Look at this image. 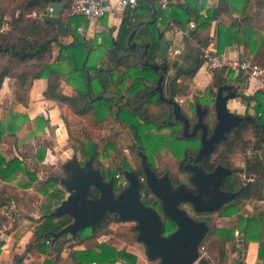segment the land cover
Instances as JSON below:
<instances>
[{"label":"trees","instance_id":"16d2710c","mask_svg":"<svg viewBox=\"0 0 264 264\" xmlns=\"http://www.w3.org/2000/svg\"><path fill=\"white\" fill-rule=\"evenodd\" d=\"M53 1L55 0H19L13 8L8 10V21H4L6 9L0 1V89L5 78L12 79L15 102L25 106L32 82L36 79L44 80L42 97L44 100L55 102L61 109L59 116L66 127L67 140L71 143L70 148L79 151L83 158L80 164L90 159L91 165L102 173L97 157L101 149L106 146L111 149L117 148L116 132L122 130L132 137L131 144L127 147L129 152L139 147L151 167H157L159 173L166 171L167 175L173 178L174 183H178L181 170L176 165L177 160L181 158L185 148L197 149L198 140L197 138H179L177 122L157 124L170 116L157 99L156 93L147 92L154 85L158 74L137 61H132L137 50L130 49L126 39L133 29L134 22L147 14L149 3L153 4L155 13L152 21L145 25L151 34L149 59L153 57L152 53L158 42L155 27L164 29L171 26L186 29L187 34L183 36V39L187 41L191 50L198 53L195 68L185 75L186 79H190L201 65L200 47L208 48L217 55H220L226 47L233 45L239 46L243 54L250 53L256 47L255 42L251 41L253 30L247 28L253 20L252 17L245 15L242 17V22L239 17L244 12L247 0H238L235 7H232L227 0H216L213 4H209L208 0H170L165 11L157 9L156 0H137L133 8H124L125 15L122 16L116 28L114 38L100 32L88 39L81 34V29H86L88 20L82 16H71L67 13L72 0H64L60 14V19L66 27L64 36H58L55 33L54 26L47 21V17L40 19L39 16L45 13L43 5ZM32 11L38 16L35 18L28 16ZM228 15H232L233 18L226 23L224 18H228ZM213 21L216 23V29L214 40L211 41L208 32ZM189 22L193 23L191 29H187ZM4 24L5 30L2 29ZM64 38L69 40L65 42ZM258 52L259 49L254 51L252 58L241 56L264 67L253 59ZM182 62L184 64L190 62L187 50ZM171 65L176 67L177 63L174 62ZM208 72L209 83L202 89L201 95L195 97V102L211 104L215 89L221 84L232 82L237 92L235 98H238L245 106L243 116L246 118L227 131L211 152L212 164L209 163L207 170L218 164L231 166L237 155L242 158L243 168L236 167L239 179L236 178V174H231L223 182V189L233 193L234 201L224 206L218 215L228 220L222 224L211 222L199 246L207 244L208 253L214 252V258L223 262L228 244L230 251L236 253V257L240 255L237 262L233 260L230 264H243L242 254L245 243L234 237L232 218L238 216L239 206L244 201H259L263 196L264 91L257 88L251 94H245V86L250 79L248 75L240 72L224 68ZM62 81L70 86L71 94L63 92ZM188 81L174 85L177 94H186ZM238 86L242 87L240 91ZM109 88H114L116 92L105 96ZM123 91L128 95H122ZM192 105V103L189 104L190 108ZM65 109L71 116L78 119L72 123L67 120L64 115ZM17 116L13 113L9 119L0 120V146L5 144V140L16 138L14 133L17 127L15 123ZM37 118L42 123H46V118L43 117V119L41 115ZM106 123L118 127V130L97 143L95 133ZM71 127L75 129L72 131ZM145 132L148 135H145ZM148 137L152 138L151 142L155 140L154 148L149 146V140H145ZM12 143L14 144V140ZM117 150L119 151L118 148ZM120 152H122L121 149ZM4 154L0 150V180L18 179V183L23 188L36 180V173L28 168L24 162V156L17 154L5 156ZM43 154V148L37 151L38 161L42 160ZM161 154H166L168 157L160 158ZM126 163L122 161L113 170L109 168L106 176L112 177L115 173L121 172L122 168H127ZM245 168H247V174L241 177ZM44 183L47 188L44 202L39 217L32 221L34 226L31 237L25 245V253L19 255L13 253L12 264H23L25 258L32 259L38 254H53L51 258H45L42 264H113L116 261L122 264L135 263L134 250L114 248L95 240L100 234L109 233L112 225L125 222L116 217L106 215L100 226L93 231L84 228L74 237L62 234L53 239L52 233L58 232L71 219L66 215L53 217L49 214L53 201L63 197V190L53 177L45 178ZM117 186H120V182ZM10 200H13L12 196L1 194L0 206L9 203ZM258 214L261 234L257 258L264 264V211ZM174 229V223L164 217L163 233L167 234ZM131 230L133 234L130 239L136 241L133 226ZM1 244L2 242L0 247ZM75 246L83 248L74 249ZM64 250L66 256L63 258L60 254ZM195 264H210V262L200 258Z\"/></svg>","mask_w":264,"mask_h":264},{"label":"water","instance_id":"95a60500","mask_svg":"<svg viewBox=\"0 0 264 264\" xmlns=\"http://www.w3.org/2000/svg\"><path fill=\"white\" fill-rule=\"evenodd\" d=\"M65 1H53L43 5L47 21L54 26L58 36L66 34L60 14ZM148 11L155 13V7L150 5ZM135 34L132 29L128 38ZM157 45L154 56L157 62L145 61L141 65L157 72L160 71L151 92L165 107L170 117L179 124V138H197L196 151H190L192 157L182 169L187 172V184L171 183L167 174L156 176L145 164L144 155L141 161L144 165L145 184L159 201L160 213L172 221L175 229L163 234V221L151 207L144 206L139 198L140 182L131 171L123 173L125 189L113 195V178L105 180L99 170L91 165L90 159L80 164L73 153L62 169L67 176H54L53 180L63 189V197L53 201V209L49 213L53 217L68 216L71 221L58 232L52 233L53 239L66 234L71 237L84 229L93 231L99 227L106 213H113L122 221L133 222L136 232L135 240L143 246L148 259H157V264H194L198 258L199 243L208 230L207 223L193 220L188 211L194 213H213L219 210L227 201L226 193H221L219 187L224 182L230 169L220 164L210 170H205L201 162L213 151L215 144L222 140L225 133L238 125L244 118L228 108V100L236 97V88L232 82H226L215 89V95L210 105L193 104L195 121L189 112L177 103L174 85L180 81L181 73H189L195 68L198 53L187 45L190 55L187 66L173 67L167 59L169 40L162 29L156 28ZM134 45V44H133ZM165 87L168 94H165ZM212 113L213 123L210 127L209 113ZM197 130H201L197 134ZM184 150V155L185 151ZM181 161L178 162L180 167ZM247 174V168L244 174ZM183 179V175L181 174ZM239 179V178H238ZM93 190V192L91 191ZM94 191L96 192L94 195Z\"/></svg>","mask_w":264,"mask_h":264},{"label":"rangeland","instance_id":"374dc122","mask_svg":"<svg viewBox=\"0 0 264 264\" xmlns=\"http://www.w3.org/2000/svg\"><path fill=\"white\" fill-rule=\"evenodd\" d=\"M3 4V7L6 9L4 14V21H8L9 19V11L11 8H13L19 0H0ZM245 15H250L252 17V21L249 23V27L253 30L251 41L255 42L256 47H254L253 50L247 52L248 54L239 53V56L245 55L248 58H252L254 51L259 49V52L256 57L253 59L257 61L259 64L264 65V0H247V4L244 7V12L239 16L240 21L242 22V17ZM233 18L232 15H228V18H224V21L228 23ZM88 25V24H87ZM158 26V25H157ZM246 27V26H245ZM2 29H6V25L4 24L2 26ZM156 29V27H155ZM161 29V28H159ZM163 30V29H162ZM165 30V29H164ZM85 31L81 30V34L85 36ZM139 40H142V38H139L136 43L139 42ZM65 41V40H63ZM134 41L132 44L135 43ZM241 49V48H240ZM186 49L184 47H181L180 54L178 55V60L183 61V55L185 53ZM243 57V56H241ZM170 63L176 62L177 65L179 63L178 60H173L172 57L167 58ZM183 63V62H182ZM181 64V63H180ZM176 65V66H177ZM202 65V62H201ZM198 68V74H197V84H200L199 86L204 83L207 77V70L203 67ZM209 73V72H208ZM4 87L2 91L0 92V120H6L9 119V116L13 113L18 115L16 117V131L14 133L15 139H9L5 140V144L0 146V150L5 153L6 156L17 154L20 156H24L26 159L28 168L33 170L38 176L40 177L39 181L35 183L36 186H39L40 189H46V185L44 183V179L48 177H54V176H64V172L61 170V166L63 163H65L68 159H70L71 155L74 153L77 160L82 161L83 158L81 157V154L78 153L76 150H72L70 148L71 143L67 140V134L65 135V139L61 140V132L56 131L54 129L55 126H53L52 123L57 122L61 124L62 126V132L63 129L66 131V127L60 118L59 114L61 109H58L55 107L57 104L54 102L52 105L50 103H45L43 97L34 95L32 99L27 100L26 105L22 106L21 104H17L15 102L14 98V87L11 82H7V80L4 81ZM199 89V88H198ZM193 89L192 90V97L197 96L202 92V90ZM242 89L241 86H238V91ZM111 91H114L113 89H107L105 92V96L112 95ZM71 94V93H70ZM45 103V104H44ZM210 105V104H208ZM232 106H235L234 103ZM182 109H185L186 112H189L191 114L190 108H185V105L181 106ZM47 114V115H46ZM48 114H51L49 117L50 120H46V123H42L39 121L37 117L41 115V117H47ZM29 115V116H28ZM64 115L67 120H69L71 123L74 122V120L78 118H74L70 115V112L68 110H64ZM192 116V114H191ZM208 118L210 119V122L212 120V113L210 112L208 115ZM44 119V118H43ZM87 119V118H86ZM78 121V120H77ZM82 121V120H81ZM165 121V120H164ZM164 121H159L157 124H163ZM72 131L75 129V127L70 128ZM118 130V127L110 125L108 123L103 124V128L96 131V137L95 140H97V143L101 140H104L108 137V135L115 133ZM120 132H116V144L117 148H109L108 146L102 147L100 154L98 155L97 159L99 161V167L103 173L107 174V170L110 168L113 170L116 165H119L122 161L127 162V166L136 165V157L129 152L127 147L131 144V138L130 135L126 131L119 130ZM64 133V132H63ZM145 135H148L146 132ZM179 136V133H178ZM58 138V141L56 138ZM150 137L145 138V140L150 141ZM12 140H14V144L12 143ZM100 143V142H99ZM13 144V145H11ZM155 140L154 142L150 141L149 146L154 148ZM44 149V157L47 155V157L54 159L52 161V165L44 164L45 166H38L37 162H35V159H37V151L39 149ZM120 149L122 152H120ZM46 150V151H45ZM46 152V153H45ZM52 155V156H51ZM160 158L162 157L165 159L168 157L166 154H161ZM236 159L233 161V165L237 167V169L243 168V162L242 158L237 155L235 157ZM122 160V161H121ZM47 163H49V160H47ZM180 179L181 174L178 176ZM242 177V175H241ZM21 178V177H20ZM25 180V178H23ZM34 185V186H35ZM59 185V184H57ZM61 187V186H60ZM35 195L31 197V202H33ZM20 199V198H19ZM24 199V197H22ZM30 202V203H31ZM34 203V202H33ZM36 205V204H35ZM19 207V206H18ZM35 210H38L37 208L30 207L28 209V212H31L34 216L37 215L39 217V213L37 211V214ZM35 212V213H34ZM220 212V210L216 211L214 214H193L191 211H188L189 215L194 216L197 220H203L204 222L209 225L212 223H221V218L219 215H217ZM15 215L16 217L25 215L22 211H20V208H15L14 210L9 209L7 212V215ZM11 215V216H12ZM134 223L130 221L121 222L115 225H112L109 233H106L101 239H105L108 243V245H111L114 248H126L130 249V247H134V250L138 252L139 258L138 262L136 264H156L155 261H148L143 246L136 242L132 241L130 237L132 236V226ZM111 235V236H110ZM124 238V239H122ZM129 242V244L127 243ZM130 246V247H128ZM205 253H207V244L203 245ZM133 250V249H132ZM196 263V262H195ZM194 263V264H195Z\"/></svg>","mask_w":264,"mask_h":264},{"label":"crops","instance_id":"0c3cea01","mask_svg":"<svg viewBox=\"0 0 264 264\" xmlns=\"http://www.w3.org/2000/svg\"><path fill=\"white\" fill-rule=\"evenodd\" d=\"M216 0H208L209 4L215 3ZM232 7H235L238 3V0H227ZM153 5L149 3V6ZM154 6V5H153ZM147 7V13L148 11ZM125 9L124 8H118L113 11V13L109 14L108 16H105L102 19H98L97 21L94 22H88V25L86 27V32L84 38L88 39L92 37L95 33H100L104 32L107 33L111 38L115 37L116 34V28L118 27L119 23L121 22V18L123 15H125ZM146 15V14H145ZM112 28L113 30L110 31L109 29ZM161 28V27H159ZM176 28V27H174ZM162 29V28H161ZM165 29V30H164ZM163 29L165 32V37L168 39L169 45L171 46H178V47H184L186 49L187 41L183 39V35H181L178 31L182 30L180 28H177V31H173V27L167 26ZM179 29V30H178ZM215 29H216V23L213 21L210 24L209 27V32L208 35L211 38V41L214 40L215 37ZM83 30V29H81ZM85 31V30H84ZM65 42L69 40V38H64ZM137 37L134 36L129 39L127 37L126 39V44L128 45L131 42L137 41ZM99 41V39H97ZM241 52V49L239 46H230L226 47L223 52L220 54L221 56L224 57H234V56H239V53ZM182 61H180L181 63ZM203 67V66H201ZM204 68V67H203ZM205 69V68H204ZM197 74L198 70L190 77V79H186L185 77L181 79L180 83H186L188 81V89L185 95H179L177 94V97H181L186 99V102H184L182 105H185V108L187 110L188 105L191 103H188V98L192 99V103L195 101V97L200 96L201 94H198L195 97H192L191 93L193 89H200L202 90L210 80V75L207 72V77L204 83L199 86L200 84H197ZM7 80V82H11L13 84V80L9 78H5L4 81ZM4 81L2 83V87L0 89V92L2 91L4 87ZM44 80L42 79H36L32 82V85L28 91L27 95V100H30L33 98L34 95H39L42 97V92L44 90ZM147 86H150L147 84ZM14 87V84H13ZM61 88L64 93L70 94L72 93L70 86H68L65 82H61ZM261 88L264 91V81H257L254 79H250L248 83L245 86V94H251L255 89ZM113 89L114 91H111V93L116 92L114 88H109ZM198 89V90H199ZM14 90V89H13ZM150 90V89H149ZM111 95V94H110ZM109 95V96H110ZM122 95H128L125 91L122 92ZM45 103H50L51 105L54 103L53 101H48L44 100ZM44 103V104H45ZM234 103L235 106H232ZM228 108L233 110L235 113L239 115H243L245 106L244 104L238 99V98H233L228 100L227 102ZM57 109V105L55 106ZM166 110V109H164ZM185 110V109H184ZM47 115V114H46ZM29 116V115H28ZM51 114H48V118L46 120H50L49 117ZM54 129L56 131L61 132V140L65 139L66 131L63 129L62 132V126L61 124L54 122L52 123ZM129 134V133H128ZM130 135V134H129ZM56 138V137H55ZM130 138L131 135H130ZM58 141V138H56ZM46 151V150H45ZM79 153V151H77ZM46 153V152H45ZM5 155V154H4ZM6 156V155H5ZM52 156V155H51ZM47 160H49V163H47ZM54 159L47 157V155L43 158L41 161H38V159H35V162H37L38 166H45L44 164L52 165V161ZM24 162L27 165L26 159H24ZM28 166V165H27ZM36 175V181L38 182L40 177L38 174ZM243 177V175H242ZM19 178V177H18ZM34 182H32L28 187L23 188L22 185L18 183V179H14L11 181H2L0 180V195L1 194H6L9 196L13 197V200H10L9 203L4 204L0 206V242H2L1 247H0V264H12V254L15 253L17 255L19 254H24L25 250V245L29 241L31 234H32V228L34 226V223L32 222L34 219L38 218L37 215H33L31 212H28V209L30 207L37 208L38 210H35L36 214L37 211L40 214V209L41 206L44 202V195L46 189H40L39 186H36ZM35 185V186H34ZM62 189V188H61ZM63 190V189H62ZM35 195L33 202H31V197ZM24 197V199H22ZM20 198V199H19ZM31 202V203H30ZM36 204V205H35ZM19 206V207H18ZM15 208H20V211L23 212L22 216H17L15 215H7V212L9 209L14 210ZM53 209V205H52ZM264 211V187H263V196L262 199L259 201H244L242 204L239 206V211H238V216L233 217L232 220L234 222V230H233V235L235 238H239V241H243L245 243V249L242 254V261L243 264H262V262L257 258V248H258V243L260 240V234H261V223L258 219V213ZM34 212V213H35ZM12 215V216H11ZM218 215V214H217ZM221 223L226 222L228 218L221 217ZM236 233V234H235ZM103 236H108L104 234H100L99 236L96 237V242L98 243H105L108 244L106 241L101 239ZM111 236V235H110ZM130 247V246H128ZM74 249H80L83 248L82 246H75L73 247ZM227 252H226V258L225 261L220 262L217 258H214V252L209 254L208 252L206 254V260L210 262V264H230L233 260L234 262H237L240 258V255H237L233 251H230L229 245H226ZM130 249L134 250V247H130ZM135 252V263L138 262V252L136 249L134 250ZM53 254H48V255H42L38 254L35 256V258L29 259L25 258L23 264H42L44 259L51 258ZM61 257L64 258L66 256V251H62L60 254ZM33 257V256H32ZM236 258V259H235ZM32 260V261H31ZM31 261V262H29ZM90 264H96V263H90ZM113 264H122L119 261L114 262Z\"/></svg>","mask_w":264,"mask_h":264},{"label":"flooded vegetation","instance_id":"af4514ba","mask_svg":"<svg viewBox=\"0 0 264 264\" xmlns=\"http://www.w3.org/2000/svg\"><path fill=\"white\" fill-rule=\"evenodd\" d=\"M152 17H153V14H152V12L151 11H149L146 15H144L143 17H141V18H139V19H137L135 22H134V25H133V29L135 30V37H137V39H139V38H142V40H139V42L138 43H134V45L132 44V42L131 43H129L128 44V46H129V48L130 49H136L137 50V53H136V55L133 57V60L132 61H137L138 63H143V62H145V61H149V62H157V63H159L158 62V60L155 58V56H154V51H153V53H152V58H150L149 59V53H148V49H149V47H150V39H151V34H150V32L148 31V29H146V27H145V25L147 24V23H150V21H152ZM155 32H156V30H155ZM181 67H185V66H187L188 64H184V63H182L181 62V64H179ZM178 66V65H177ZM159 73H160V71H157V74L159 75ZM190 73V72H189ZM186 74H188V73H181L180 74V77H182V78H184V77H186L185 75ZM181 78V79H182ZM181 79H180V81L178 82V83H180L181 82ZM151 90L152 89H150V90H148L147 92L149 93V94H151L152 92H151ZM176 92V91H175ZM169 92H168V89H167V87H165V94H168ZM177 94V93H176ZM195 103V101L192 103V104H194ZM202 106H205V104L204 103H200ZM181 106H182V104H180ZM188 108H190V106L188 105ZM193 108H194V106L192 105L191 106V108H190V110H191V114H192V121L194 122L195 121V116H194V114H193ZM165 120V121H164ZM162 121H164L163 122V124H173V123H175V121L169 116L168 118H165V119H163V120H161V122ZM211 124H209L210 125V127H211V125H212V123H213V121H211L210 122ZM162 124V125H163ZM201 132V130H197V134H199ZM179 133H180V126H179ZM132 141V140H131ZM137 149L135 150V151H133V152H131V154L133 153V155H135V157H136V159H137V161H136V165H129V166H127V168H122L121 169V172H118V173H115L112 177H107L106 176V173H101L100 171V173H101V175L102 176H104V179L105 180H107V179H109V178H113V186H112V188H113V195L114 196H116L118 193H120V192H122L124 189H125V186H126V184H124V177H123V173L125 172V171H131V172H133L135 175H136V177L138 178V180H139V182H140V188H139V198H140V201H141V203L144 205V206H146V207H151V208H153V209H155V211L157 212V213H159V215H160V217H161V219H162V221H164V216L160 213V209H159V201H158V199L153 195V193L149 190V188L146 186V184H145V179H146V177H145V172H144V165L142 164V161H141V155L143 154L142 152H141V150L139 149V147H136ZM185 149H187L186 151H185V155H184V150ZM183 151H182V155H181V158H179L178 160H177V163H176V165H177V167H178V162L179 161H181V164H180V167H178L180 170H181V174L183 175V179H180L179 178V181H178V183H180V182H184L185 183V186L186 187H188V188H190L191 186L189 185V184H187V173H188V171L187 172H184V171H182V169L181 168H183L188 162H190L191 161V157H192V154L190 153V151L192 150L193 152L194 151H196V149L195 150H193V149H190V148H185ZM144 155V154H143ZM212 157H211V153L205 158V160H203L200 164H201V166L205 169V170H207L206 169V167L209 165V163L210 164H212V159H211ZM144 160H145V164H146V166L151 170V171H153L154 173H155V175L156 176H161V175H163V174H167V172L166 171H162L161 173H159L158 172V170H157V167H151V165H149L148 164V162H147V159H146V157H145V155H144ZM214 166H216V165H213V167ZM222 166H224V165H222ZM213 167H211V169L213 168ZM225 167H228L229 169H230V172H229V174L228 175H231V174H236V167L234 166V165H231V166H225ZM61 170L63 171V169H62V166H61ZM99 170V169H98ZM65 174H64V177H65V175L67 176V174H68V172H65V171H63ZM189 174V173H188ZM227 175V176H228ZM226 176V177H227ZM236 176V178L238 179L239 177H238V174H236L235 175ZM244 176V175H243ZM168 177L170 178V180H171V183L173 184V185H176V184H178V183H174V181H173V178L170 176V175H168ZM120 182V186L118 187L117 186V183H119ZM91 191L93 192V190L91 189ZM219 191L221 192V193H226L227 194V197H228V201L223 205V206H221L220 208H219V210H221L224 206H226V205H229L230 203H232L233 201H234V195H233V193L232 192H230V191H226V190H224L223 189V183L221 184V186L219 187ZM96 192L94 191V195H97V194H95ZM192 212V211H191ZM193 214H198V213H194V212H192ZM215 212H213V213H202V214H214ZM201 214V213H200ZM106 215H108V216H110V217H115L114 216V214L113 213H106L105 214V216ZM189 215V214H188ZM104 216V217H105ZM193 220H196V221H203V220H197V219H195L194 218V216H191V215H189ZM204 222V221H203ZM133 223V222H132ZM206 223V222H205ZM164 234V233H163ZM148 259V258H147ZM148 261H155L156 262V264L158 263V260L157 259H148Z\"/></svg>","mask_w":264,"mask_h":264},{"label":"built area","instance_id":"2783aa9c","mask_svg":"<svg viewBox=\"0 0 264 264\" xmlns=\"http://www.w3.org/2000/svg\"><path fill=\"white\" fill-rule=\"evenodd\" d=\"M170 0H156V6L159 11H165ZM137 3V0H72L67 13L71 16H82L88 22H94L98 19L108 16L113 13L114 10L118 8H133ZM28 16L35 18L38 15L32 11ZM47 17L45 13L40 15V19ZM193 23L189 22L187 29H191ZM179 30V29H178ZM173 31H177V28L173 27ZM181 35L185 36L187 30H179ZM180 47L171 46L167 48V58L172 57L173 60H178V55L180 54ZM199 57L201 59L202 65L207 71L224 68L226 70H232L235 72H240L242 74L248 75L249 79H254L257 81H264V67L259 66L256 62L251 61L248 58L234 56V57H224L217 55L210 49L205 47L199 48ZM180 64V60L177 61ZM188 103H192V99L188 98ZM186 99L177 97V103L183 104ZM236 234V233H235ZM205 259L206 254L203 246L198 248V259ZM196 260V261H197Z\"/></svg>","mask_w":264,"mask_h":264}]
</instances>
